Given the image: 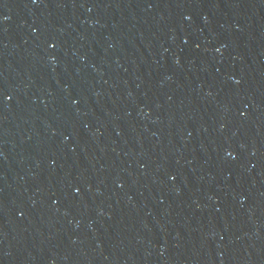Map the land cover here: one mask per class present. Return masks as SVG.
Wrapping results in <instances>:
<instances>
[{
  "label": "water",
  "instance_id": "95a60500",
  "mask_svg": "<svg viewBox=\"0 0 264 264\" xmlns=\"http://www.w3.org/2000/svg\"><path fill=\"white\" fill-rule=\"evenodd\" d=\"M0 264H264V0H0Z\"/></svg>",
  "mask_w": 264,
  "mask_h": 264
}]
</instances>
